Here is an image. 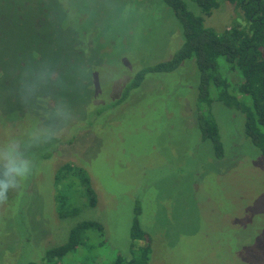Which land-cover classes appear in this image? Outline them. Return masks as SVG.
<instances>
[{"label": "rangeland", "instance_id": "obj_1", "mask_svg": "<svg viewBox=\"0 0 264 264\" xmlns=\"http://www.w3.org/2000/svg\"><path fill=\"white\" fill-rule=\"evenodd\" d=\"M217 2L206 27L242 24ZM182 40L163 0H0V182L18 185L0 198V264H110L128 250L136 210L148 264H264V158L243 116L217 101L222 158L202 139L194 61L146 74L119 103L132 76ZM65 164L85 170L95 206L56 179ZM7 166L26 167V179ZM85 220L103 236L48 263L45 251Z\"/></svg>", "mask_w": 264, "mask_h": 264}, {"label": "trees", "instance_id": "obj_2", "mask_svg": "<svg viewBox=\"0 0 264 264\" xmlns=\"http://www.w3.org/2000/svg\"><path fill=\"white\" fill-rule=\"evenodd\" d=\"M192 1L200 15L188 10L183 0H163L182 26V43L170 58L137 71L126 83L119 103L141 84L146 74L170 73L184 61L193 60L197 70L198 104L203 109V113L196 116V122L202 139L210 141L215 157L223 156L218 125L211 112L212 103L217 101L243 116L244 134L264 158V0H226L241 12L243 22L222 31L204 25V18L218 7L217 0ZM230 75L235 76V82ZM62 174L70 177L71 185L82 188L88 206H95L96 194L84 169L65 164L59 169L56 179L62 178ZM77 212L78 209L74 208L60 213V216H74ZM135 212L128 250L124 255H116L110 264L149 262V245L138 244V241L149 240V237L137 221L138 211ZM103 233L100 223L80 221L70 228L66 241L47 249L43 258L48 263H55L56 259H63L68 253L85 246L96 234L103 236Z\"/></svg>", "mask_w": 264, "mask_h": 264}, {"label": "clouds", "instance_id": "obj_3", "mask_svg": "<svg viewBox=\"0 0 264 264\" xmlns=\"http://www.w3.org/2000/svg\"><path fill=\"white\" fill-rule=\"evenodd\" d=\"M27 171V168L24 166L21 167H12L7 166V172L5 173V176L7 177L8 173H14L15 176L20 177L21 179H26L25 172ZM18 187L17 184L13 182V180H7L6 182H0V198L6 200V196L4 193L8 190L9 187Z\"/></svg>", "mask_w": 264, "mask_h": 264}]
</instances>
